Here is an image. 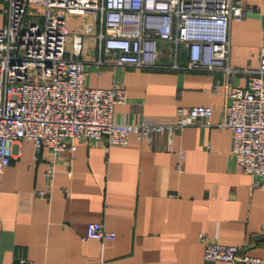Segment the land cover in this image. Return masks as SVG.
I'll return each instance as SVG.
<instances>
[{
  "label": "crops",
  "instance_id": "crops-1",
  "mask_svg": "<svg viewBox=\"0 0 264 264\" xmlns=\"http://www.w3.org/2000/svg\"><path fill=\"white\" fill-rule=\"evenodd\" d=\"M240 1L244 16L229 27L227 61L237 69L230 75L185 68V50L180 59V47L176 57L175 44L166 41L158 42L155 65L108 63L94 37L86 38L78 56L85 84L120 82L126 89L125 102L114 106L115 121L167 123L180 108L201 104L212 107L210 123L198 119L183 127L171 150L165 134L146 143L131 133L125 143L110 145L80 138L74 150L60 151L18 141L0 173V264L21 258L34 264H227L204 259L200 232L264 259V176L236 165L232 132L217 126L226 114L227 85L246 86L264 53V0ZM5 6L0 0V25ZM67 25L74 31L78 16L71 14ZM94 221L114 237L82 239Z\"/></svg>",
  "mask_w": 264,
  "mask_h": 264
},
{
  "label": "built area",
  "instance_id": "built-area-1",
  "mask_svg": "<svg viewBox=\"0 0 264 264\" xmlns=\"http://www.w3.org/2000/svg\"><path fill=\"white\" fill-rule=\"evenodd\" d=\"M6 21L0 25V173L9 165L14 144L31 140L53 151L74 150L85 138L107 145L125 143L131 133L151 143L173 136L198 119L210 123L212 107L193 105L178 110L172 122H117L114 106L125 102L120 82L108 88L85 84L84 62L78 58L87 37H94L104 61L118 65L152 66L161 53L158 42L182 46L185 68L237 69L228 63L229 27L244 16L240 0H3ZM78 16L70 31L67 18ZM94 40V41H95ZM99 59V62H104ZM177 67V64H174ZM226 114L217 126L232 132L236 165L264 176V53L251 70L246 86L227 85ZM180 157L183 151H179ZM55 166L46 170L52 178ZM40 196L47 192L40 190ZM102 222H88L82 239L112 238ZM205 260L227 264H264L259 256L241 253L198 234ZM19 264H34L21 258Z\"/></svg>",
  "mask_w": 264,
  "mask_h": 264
},
{
  "label": "rangeland",
  "instance_id": "rangeland-1",
  "mask_svg": "<svg viewBox=\"0 0 264 264\" xmlns=\"http://www.w3.org/2000/svg\"><path fill=\"white\" fill-rule=\"evenodd\" d=\"M1 14H2V10H0V16H1ZM182 51H183V48H182V46H180V50H179V58L180 59L182 57Z\"/></svg>",
  "mask_w": 264,
  "mask_h": 264
}]
</instances>
